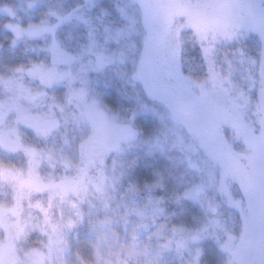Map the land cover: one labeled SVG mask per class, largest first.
I'll return each instance as SVG.
<instances>
[{
	"label": "rangeland",
	"instance_id": "rangeland-1",
	"mask_svg": "<svg viewBox=\"0 0 264 264\" xmlns=\"http://www.w3.org/2000/svg\"><path fill=\"white\" fill-rule=\"evenodd\" d=\"M191 2L135 0L138 7L133 9L142 34L138 77L149 95L167 108L168 116L162 115L163 110L159 107H147L145 99L135 101L134 111H131L138 113L136 126L130 118L131 113L120 104H105L112 118L110 122L104 120L102 113L89 109L84 118L94 128V134L79 145V151L85 157L104 152L106 160L111 159L115 154L113 145L131 130L134 135L130 145H134L135 154H128L125 159L131 161L135 158V163L128 171L126 181L140 188L147 185L152 188L154 196L166 198L164 209L170 214L169 221L177 226L174 233L181 239L185 235L191 238V243L199 249V264H220L222 253L212 245L208 233L210 231L213 237L219 238L221 234L212 230L214 224L218 225L221 217L229 221L234 212L238 213L239 219L238 239L234 243L233 238H229L223 242L224 247L234 252L244 264H264V138L261 136L264 131L261 73L264 70L259 55L264 43V12L251 7L255 0H228L230 6L226 8L185 6ZM213 2L201 0L205 5ZM83 6L90 8L91 4ZM85 10L87 8L78 7L63 15H55L54 23L44 21L23 28L22 33L27 39H40L43 46L47 43L45 49L49 60L46 64L39 62L25 69H15V73L9 76H0V152L13 154V159L24 154L31 162L38 163L40 153L32 142L36 137L51 135L62 123L67 112L63 106L68 95L78 94L83 101H90L106 90V84L95 79L101 69L114 65L116 69L124 70V66L131 64V55L137 50L134 35L121 39L120 35H105L104 30L96 36L92 33L89 40L87 38L88 45L78 57L58 43L60 37L55 36L58 26L73 21L85 25L89 20L83 15ZM157 17L183 19L191 30L228 27L233 18H242L243 26L248 29L244 40L254 37L258 43L251 46L250 42H245L250 48L243 50V57L234 53L235 45L225 47L217 63L222 72L228 68L225 60L232 63L235 71L231 80L241 84L243 96L233 100L217 94L196 102L188 86L181 84L183 99L180 101L181 94L178 96L173 89L175 78L171 79L172 73L166 70L164 58L168 50L166 47L162 49L163 44L153 27ZM69 26L73 27V32L79 27ZM241 77L248 79L241 81ZM56 91L58 93H54ZM249 95H255L252 101ZM155 104L159 106L157 102ZM68 108L79 115L75 105ZM90 112L94 116H90ZM180 152L187 157L189 168L182 161ZM137 172L144 175L139 176ZM0 173L8 172L0 170ZM201 173L204 178L199 184ZM0 177L20 192L41 187L34 170ZM77 187L74 180L65 185L68 191H76ZM204 188L216 189L219 201L209 197L205 202L208 192ZM178 196L197 203L200 213L191 214L189 209L179 207L184 203ZM214 213L216 216L211 219ZM138 215L142 214L137 212L128 219L135 222ZM107 222L110 220L103 218L101 221L102 224ZM143 238L142 235L140 239ZM133 251L137 255H147L150 249L134 245ZM33 255L39 258L40 254ZM83 255L87 259V245ZM159 259L170 261L174 254L163 252ZM14 261L13 249L0 247V264H14Z\"/></svg>",
	"mask_w": 264,
	"mask_h": 264
},
{
	"label": "clouds",
	"instance_id": "clouds-1",
	"mask_svg": "<svg viewBox=\"0 0 264 264\" xmlns=\"http://www.w3.org/2000/svg\"><path fill=\"white\" fill-rule=\"evenodd\" d=\"M102 2L116 9L138 7L135 0ZM185 6L226 8L230 5L228 0H214L210 5L192 0ZM251 7L264 12V0H255ZM153 27L169 55L179 63L176 79L188 86L194 101L202 102L217 94L233 100L243 96L241 84L231 80L235 71L232 63L225 60L228 68L223 72L217 63L222 50L232 45H235L234 53L244 56L240 42L247 37L248 29L243 26L242 18H233L228 27L190 30L183 19L157 17ZM190 51L198 54L196 67L187 56L181 55ZM259 55L264 70V43ZM198 68L202 71H197ZM261 75L264 83V71ZM247 79L241 77V81ZM69 105H75L79 115ZM63 107L67 109L66 115L54 133L36 137L32 142L40 153L38 163L31 162L24 154L13 159V154L0 152V170L17 173L34 170L41 184L37 190L20 192L7 180H0V247L13 249L14 264H199V249L191 243V238L176 237L177 226L169 221L170 214L164 209L166 198L154 196L147 185L140 188L126 181L135 163V158L125 159L134 135L131 130L113 145L115 154L111 162L106 160L104 152L87 157L80 153L79 145L94 134L84 114L92 109L102 113L106 122L112 120L102 94L87 102L78 94H69ZM261 136L264 138V131ZM69 180L78 185L76 191L66 190ZM137 212L142 215L135 222L128 219ZM105 216L110 222L102 224ZM142 235L144 238L140 239ZM237 239L233 236L234 243ZM85 245L87 259L83 255ZM134 245L150 251L147 255H137ZM218 250L222 253L220 264H244L223 243L218 245ZM167 251L174 254V259L160 260L161 253ZM34 253H39V258Z\"/></svg>",
	"mask_w": 264,
	"mask_h": 264
},
{
	"label": "trees",
	"instance_id": "trees-1",
	"mask_svg": "<svg viewBox=\"0 0 264 264\" xmlns=\"http://www.w3.org/2000/svg\"><path fill=\"white\" fill-rule=\"evenodd\" d=\"M86 0H44V2L38 3L36 0H22V2H18V0H0V76H9L10 74L15 73V69H25L32 65L41 63H48L49 53L48 50L45 49L46 44L43 46L42 41L40 39L34 38L33 40L27 39L26 36L22 33V30L28 24H34L38 22L54 23L55 15H63L67 12H70L78 7H82L83 10L87 8L83 12V15L86 16L89 20L85 25L83 23H78L73 21L70 23L66 22L58 26L56 29L55 36L60 37L58 43L68 50L69 53L73 54V56L78 57L79 53H81L86 46L88 45L87 41L89 40L92 33L98 35V33L103 32L105 35H120L121 39H129L131 35H134V39L136 41L135 48L137 49L131 55V64L129 66H124V70L121 68H117L114 65L107 66L100 70L98 76H95V79L100 83L106 84V90L102 93V98L105 104H120V106L126 107L128 109V113L134 111L135 101L138 99H145V104L147 107L161 108L162 115L166 116L168 113L167 108L149 95L146 88L143 87L142 81H140V77H138V61L140 58L139 49L141 47V30L136 22L137 17L136 12L134 10H128L123 7L116 9L112 4L102 2V0H96V2H86ZM91 4V7H85L83 5ZM69 25L79 26L77 27V31L73 32V27L70 28ZM106 28V29H104ZM191 30V28L188 27ZM69 31L71 35H69ZM137 35H136V34ZM136 35V36H135ZM108 36V35H107ZM88 38V40H87ZM159 39V38H158ZM240 42V47L243 50H249L250 47H246L245 42H250L253 45L258 43L257 39L254 37H249L247 40H242ZM161 42V40H160ZM163 47L165 45L163 44ZM253 51V50H250ZM164 58L166 70L167 72L172 73L171 79H173L174 85L173 89L175 94L179 96L181 94L179 85L183 84L181 82L177 83L176 75L179 70V63L174 60L169 53ZM255 57L254 53H250ZM182 56H187L189 62L193 67H196L198 62V54L196 51H190L188 53L181 54ZM88 57V56H86ZM192 57H196V60H192ZM170 58V59H169ZM164 63V62H163ZM197 71H202V69H197ZM91 75V73H90ZM174 76V77H173ZM109 92V93H108ZM58 93V91L54 92ZM133 95H131V94ZM179 93V94H178ZM90 94V92H89ZM250 96V95H249ZM255 95H251V101ZM183 99V95L181 94V98ZM157 102L158 105H154ZM131 109V110H130ZM90 116H94L93 112H90ZM168 116V114H167ZM131 120L135 126L139 123L138 113H131ZM92 137V136H91ZM134 145H130L128 148V154L134 155ZM179 155L184 161L185 166L188 167L187 157H184V154L181 152ZM113 156V155H112ZM112 159V157H111ZM110 157L107 161L111 162ZM193 171V167L191 168ZM194 172V171H193ZM9 174L12 172H8ZM8 173H0V176L6 177ZM139 176L144 175L143 173L137 172ZM199 174V173H198ZM197 174V176H198ZM202 174V173H201ZM7 175V176H6ZM204 176L202 174L200 182L203 180ZM1 180H4L0 177ZM208 195L206 197L207 202L209 197H215L217 201H219V196L217 191L208 190L204 188ZM203 195V194H202ZM201 195V196H202ZM180 201L184 204H181L179 207L189 209L191 214L194 213L198 215L200 210H198V204L194 201H189L183 196H178ZM177 197V198H178ZM196 198V196H194ZM221 203V202H220ZM180 208V209H181ZM224 212H228L225 210ZM216 216L215 213L211 214V219ZM104 219H109V217L105 216ZM233 221H235V227L233 226ZM217 224H214L212 230L217 231L221 236L216 239L217 236L213 237L214 234L209 230L210 238H212V245L218 249V245L226 242L229 238H233V236H238V226L239 219L238 213H233L232 218L229 221H226L224 217L219 218ZM223 246L225 244L223 243Z\"/></svg>",
	"mask_w": 264,
	"mask_h": 264
},
{
	"label": "snow or ice",
	"instance_id": "snow-or-ice-1",
	"mask_svg": "<svg viewBox=\"0 0 264 264\" xmlns=\"http://www.w3.org/2000/svg\"><path fill=\"white\" fill-rule=\"evenodd\" d=\"M5 174H7V173H5Z\"/></svg>",
	"mask_w": 264,
	"mask_h": 264
}]
</instances>
